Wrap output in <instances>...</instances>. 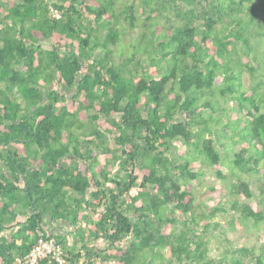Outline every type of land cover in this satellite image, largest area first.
<instances>
[{"label": "trees", "instance_id": "1", "mask_svg": "<svg viewBox=\"0 0 264 264\" xmlns=\"http://www.w3.org/2000/svg\"><path fill=\"white\" fill-rule=\"evenodd\" d=\"M225 166L231 195H264V0H0V264L37 233L63 247L49 220L104 245L66 264H264L213 244L222 205L197 212L189 185Z\"/></svg>", "mask_w": 264, "mask_h": 264}, {"label": "rangeland", "instance_id": "2", "mask_svg": "<svg viewBox=\"0 0 264 264\" xmlns=\"http://www.w3.org/2000/svg\"><path fill=\"white\" fill-rule=\"evenodd\" d=\"M131 35L132 37H135L136 33L133 32ZM242 78L244 83L247 84V74H244ZM217 98V104L220 109H218L219 111H216L220 113L222 110H224L228 112L229 115V117H226V112L224 113L222 117V123H227L228 118H230L231 121V118L236 119L237 117H243L242 114L237 112L236 106L233 102L221 99L219 97ZM206 113L209 115H213L210 110H207ZM102 121V119H99V122ZM230 135L231 133L226 130L223 136L226 144L230 143ZM236 138L234 137V139ZM179 149L181 152H183L185 148L179 146ZM99 160L101 163H103V159L101 157L99 158ZM203 171L204 174L201 177L199 186H195L193 184L189 185V187L192 188L195 193L196 206H198L197 212L199 214L208 213L212 210V208L218 207L219 205H222V207H224V209L227 211V214L222 213L215 219V221L220 222L221 227L217 230L218 232H223L224 234H226V241H222L223 238L220 235L218 236L219 233L215 232V229L213 230V227H210V230L212 231L210 235L214 236L213 244H216L218 242L216 241L217 238V240H221L223 245L227 246V248L229 249H233L239 246H245L248 248H254L257 253H260L261 249L264 248V222L258 224L257 226H254L252 220L243 221L239 217L238 213L233 212L227 206V202L229 200H234L239 203L249 204L253 211H264V195L259 193L258 189L255 186L257 179L255 178L249 183L253 192V198L250 201H246L241 197H236L230 194V189L228 187L229 185H231L233 178L231 177L226 166L221 167V172L226 177L225 182L221 181L215 175V171L212 168L205 167ZM230 219H233L234 225H230ZM233 226L235 229L230 231ZM132 243L133 240L127 238V240L123 242V245L117 246V248H123V246L128 247ZM211 253L213 255L217 254V252L214 251V245L211 248ZM153 264H162L161 259L158 258V260L154 261Z\"/></svg>", "mask_w": 264, "mask_h": 264}, {"label": "built area", "instance_id": "3", "mask_svg": "<svg viewBox=\"0 0 264 264\" xmlns=\"http://www.w3.org/2000/svg\"><path fill=\"white\" fill-rule=\"evenodd\" d=\"M51 17L55 20L61 18L57 10H50ZM65 251L62 245L53 238H46L41 233L36 234L35 243L30 251L22 257H17L13 264H38L42 260H49L56 264H66Z\"/></svg>", "mask_w": 264, "mask_h": 264}, {"label": "crops", "instance_id": "4", "mask_svg": "<svg viewBox=\"0 0 264 264\" xmlns=\"http://www.w3.org/2000/svg\"><path fill=\"white\" fill-rule=\"evenodd\" d=\"M82 216V215H81ZM80 229V228H79ZM45 230L54 235L56 240H60L63 243L64 251L67 253L68 251L72 250H80L86 249L88 250L93 247H99L103 249V244L98 242H85L83 241V236H81V232H76V229L70 226L68 223L58 222V221H51L49 220L48 226H46ZM79 236V237H78ZM125 241V240H124ZM123 241V242H124ZM122 242V245H123ZM129 247V246H128ZM123 248H126L123 246ZM95 251H93L94 253ZM95 264L99 263L96 259L92 260ZM78 264H86L84 259H80Z\"/></svg>", "mask_w": 264, "mask_h": 264}]
</instances>
